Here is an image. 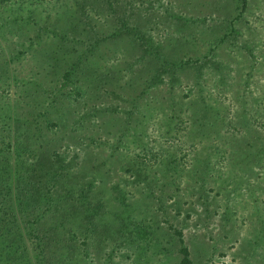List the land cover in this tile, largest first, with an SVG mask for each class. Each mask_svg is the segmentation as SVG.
Wrapping results in <instances>:
<instances>
[{
    "label": "rangeland",
    "instance_id": "374dc122",
    "mask_svg": "<svg viewBox=\"0 0 264 264\" xmlns=\"http://www.w3.org/2000/svg\"><path fill=\"white\" fill-rule=\"evenodd\" d=\"M14 2L0 264H264V0Z\"/></svg>",
    "mask_w": 264,
    "mask_h": 264
},
{
    "label": "trees",
    "instance_id": "16d2710c",
    "mask_svg": "<svg viewBox=\"0 0 264 264\" xmlns=\"http://www.w3.org/2000/svg\"><path fill=\"white\" fill-rule=\"evenodd\" d=\"M14 1L15 0H0V9H1V6H3V3L6 4V8L1 9L2 12H4V13H10V15L11 14H14L15 12L18 13V10L21 8V5H20V3H15ZM245 1L246 0H243L244 4H245ZM8 2H10V4ZM20 19L21 18H0V22H1L2 25H6V26H9L10 28L14 29V26L16 24L18 25V24L21 23V20ZM1 55H2V52L0 51V61L1 60H7L8 61V63H6V65L1 66L3 68L2 70L7 72L8 68H10V60H11V58L14 59L15 57H14V55L11 54L12 56L10 57V59H8V58H2ZM35 73L37 74L38 72H35ZM68 76H69V72L64 75V77H66V78ZM38 97H39V100L37 99L38 101H36L35 104L36 105H37V103L38 104H43L42 102H44V100H42L41 94H39ZM178 233L181 235V232L180 231H178ZM182 251L184 253V257H183V260H182V264H189L190 263V260L188 259V250H187V248L186 247H183L182 248ZM10 257H12L11 258V261H13V260H15V259L18 258L17 255H14V256L11 255ZM7 258H9V256ZM25 260L26 261L23 262V263L15 262L14 264H32L33 263V262L31 263L32 260H30V259H25Z\"/></svg>",
    "mask_w": 264,
    "mask_h": 264
}]
</instances>
